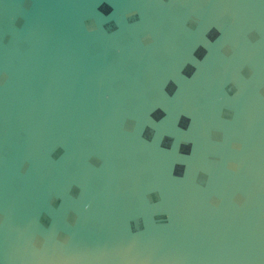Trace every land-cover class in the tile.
<instances>
[{
	"label": "water",
	"instance_id": "obj_1",
	"mask_svg": "<svg viewBox=\"0 0 264 264\" xmlns=\"http://www.w3.org/2000/svg\"><path fill=\"white\" fill-rule=\"evenodd\" d=\"M0 264H264V0H0Z\"/></svg>",
	"mask_w": 264,
	"mask_h": 264
},
{
	"label": "clouds",
	"instance_id": "obj_2",
	"mask_svg": "<svg viewBox=\"0 0 264 264\" xmlns=\"http://www.w3.org/2000/svg\"><path fill=\"white\" fill-rule=\"evenodd\" d=\"M90 30H91V28H90Z\"/></svg>",
	"mask_w": 264,
	"mask_h": 264
}]
</instances>
